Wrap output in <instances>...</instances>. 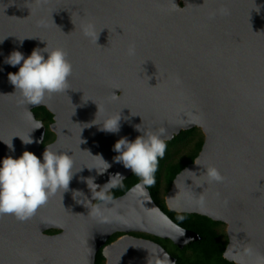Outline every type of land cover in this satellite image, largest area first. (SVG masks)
Instances as JSON below:
<instances>
[{
    "label": "water",
    "instance_id": "obj_1",
    "mask_svg": "<svg viewBox=\"0 0 264 264\" xmlns=\"http://www.w3.org/2000/svg\"><path fill=\"white\" fill-rule=\"evenodd\" d=\"M3 39L0 136L32 125L28 114L36 120L33 109L45 106L77 173L60 234L45 235L34 217L0 215V264H95L100 250L105 264H177L160 243L132 235L169 239L181 249L200 239L179 225L183 235L172 230L169 222L177 224L148 188L147 196L133 186L95 203L112 189L103 191L111 175L122 174L123 182L132 174L114 162L112 149L121 137L141 135L136 125L149 134L163 130L165 142L201 129L202 150L175 177L166 205L224 223L228 261L264 264V0H0ZM46 42L67 53L69 89L29 105L8 80L19 66L4 60ZM113 115H121L119 133L100 131ZM97 154L111 164L103 175L89 170L100 165Z\"/></svg>",
    "mask_w": 264,
    "mask_h": 264
},
{
    "label": "clouds",
    "instance_id": "obj_2",
    "mask_svg": "<svg viewBox=\"0 0 264 264\" xmlns=\"http://www.w3.org/2000/svg\"><path fill=\"white\" fill-rule=\"evenodd\" d=\"M24 39H19L21 47ZM3 41L4 39L0 40V43ZM128 55H135L134 46L129 47ZM4 63L11 67L19 66L17 72L8 73V80L29 105L42 104L46 97L69 89V77L73 69L67 59V53L58 47L49 50L47 42L43 48H34L27 57L21 51L14 50L5 58ZM28 119L32 123V132L43 127V123L36 121L30 113ZM120 121L121 115L107 116L98 124L99 130L113 134L119 133ZM136 131L142 134L134 140L130 141L127 137L117 140L112 149L117 155L113 159L115 163L122 164L125 169L139 178L140 182L132 191L147 196L146 189L156 182L155 173L159 159L164 156L166 143L162 139L163 130L149 134L144 133L139 125H136ZM14 137H19L24 145L42 143V139L34 140L30 133L23 137L13 136L7 141L0 139V142H3L13 153L15 152ZM84 142L82 140V143ZM93 156L99 158L100 165L89 170L95 169L97 175H103L111 164L99 154ZM74 163L72 155L53 151L50 147L45 148L42 158L27 150L19 158L6 156L0 161V215L11 214L21 221L34 216L37 210L46 205L57 192L69 191L70 183L77 173L73 171ZM209 175L214 180L221 179L215 170H211ZM122 179L123 175L120 173L111 175L108 182L104 184L103 191L107 192L117 186L122 187ZM92 183L97 185L94 178ZM98 198L106 202L111 200V197L106 195H99ZM177 219L183 221L184 217L179 216ZM169 225L176 233L184 234L183 229L178 225L171 222Z\"/></svg>",
    "mask_w": 264,
    "mask_h": 264
},
{
    "label": "trees",
    "instance_id": "obj_3",
    "mask_svg": "<svg viewBox=\"0 0 264 264\" xmlns=\"http://www.w3.org/2000/svg\"><path fill=\"white\" fill-rule=\"evenodd\" d=\"M43 112L47 117L52 118L53 114L46 107L40 106L34 108V112ZM204 134L201 129L195 127L186 131H182L173 140L165 142L166 150L163 158L159 159L158 169L155 173V184L148 187L156 204L179 226L184 229L196 232L200 239L191 241L183 249L173 244L171 240H165L153 235L144 233H132L140 237L152 239L163 245V247L174 257L177 258V264H235L224 258V252L229 242L226 232H220L222 222L214 221L206 216L199 214L177 213L168 209L165 198H162L161 190L164 182L167 191L170 190L175 177L189 164L193 163L199 155L204 144ZM190 147L186 154L178 157L182 149ZM140 180L135 174L128 176L123 182V186L113 188L111 197H119L124 195L129 189L139 183ZM183 216V221L177 217ZM118 233L112 236L108 242H112L121 235ZM168 243L174 247L170 251ZM106 259L100 250L96 257L95 264H105Z\"/></svg>",
    "mask_w": 264,
    "mask_h": 264
},
{
    "label": "flooded vegetation",
    "instance_id": "obj_4",
    "mask_svg": "<svg viewBox=\"0 0 264 264\" xmlns=\"http://www.w3.org/2000/svg\"><path fill=\"white\" fill-rule=\"evenodd\" d=\"M180 8H184L183 1L180 2ZM174 17H178V15L177 16L174 15L173 18ZM171 33L173 34L174 31L172 30ZM38 107H40V106H38ZM38 107H35V109ZM33 112H34V109H33ZM34 114L36 117V121H40L43 123L42 128L36 129L32 132V125H24L19 129L18 133H9V130L7 128L6 133L1 135L0 139L7 141V140L11 139V137H13V136L23 137V136H27L30 133V135L32 136V138L34 140H41L42 139V143H33L30 145H24L19 137H14L13 138V144L15 147L14 153L11 152L4 143L0 144V146L3 149V154H4L3 159L6 156H12L14 159L19 158L25 150L33 152L35 155H37V157L42 158V153L45 150V148H47V147H50L53 151L67 153L68 145L66 144L65 148H63L62 145L58 142L59 141V135L55 129L56 120L54 118V115L52 118H49L43 112H41L39 110L37 112H34ZM20 123L24 124L25 121H21ZM63 149H64V151H63ZM112 191H113V188L105 195L108 197H111L110 195L112 194ZM70 192H71L70 188H69V191H67L65 193H63V190L57 192L55 195H53L49 199V201L46 205L40 207V209L38 210L39 213L36 212L35 215L32 216L34 218H37V220L39 221V224H41V226L44 227L43 233L45 235L55 236V235L60 234L63 231L62 222H63V220L68 219L72 213L71 200L69 199ZM63 194L65 195V198L62 197ZM114 198H116V197H111V199H114ZM100 201H102V200H100L98 198L95 203H98ZM5 216L7 217V214H5ZM115 235L116 234H114L113 236H115ZM121 235H123V234H121ZM134 236H137V235H134ZM137 237H140V236H137ZM140 238L149 239V238H145V237H140ZM115 239H116V237H115ZM150 240H152V239H150ZM167 240H169V239H167Z\"/></svg>",
    "mask_w": 264,
    "mask_h": 264
},
{
    "label": "rangeland",
    "instance_id": "obj_5",
    "mask_svg": "<svg viewBox=\"0 0 264 264\" xmlns=\"http://www.w3.org/2000/svg\"><path fill=\"white\" fill-rule=\"evenodd\" d=\"M189 150H190V147H185L184 149H182L181 153H179V155L177 154L176 156L180 157V156H182V154L183 155L186 154V152H188ZM166 187H167V185L164 182L162 190H161V195H160L162 198H165L167 193H168ZM226 229H227V226L224 224V225L220 226L219 231L220 232H226ZM168 248L170 251L174 250V247L171 245V243H168Z\"/></svg>",
    "mask_w": 264,
    "mask_h": 264
}]
</instances>
